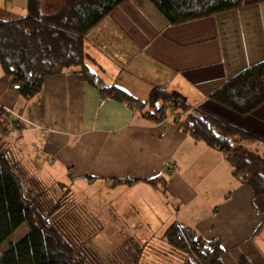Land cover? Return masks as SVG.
Segmentation results:
<instances>
[{
    "label": "crops",
    "instance_id": "0c3cea01",
    "mask_svg": "<svg viewBox=\"0 0 264 264\" xmlns=\"http://www.w3.org/2000/svg\"><path fill=\"white\" fill-rule=\"evenodd\" d=\"M24 15L1 10L0 20ZM84 42L95 86L67 71L45 78L40 93L24 100L0 67V111L16 122L2 141L10 154L46 186L84 184L91 197L103 188L107 205L124 208L122 218L137 206L143 217L153 212L162 234L172 224L187 226L206 241L219 240L235 262L244 256L264 264L255 242L264 218L223 155L195 142L170 109L143 117L133 104L100 95V88L115 87L147 103L159 88L248 135L241 145L263 157L264 104L240 116L212 95L264 62V3L172 25L148 0H125ZM18 134L22 147L10 139ZM123 193L134 199L117 202Z\"/></svg>",
    "mask_w": 264,
    "mask_h": 264
},
{
    "label": "trees",
    "instance_id": "16d2710c",
    "mask_svg": "<svg viewBox=\"0 0 264 264\" xmlns=\"http://www.w3.org/2000/svg\"><path fill=\"white\" fill-rule=\"evenodd\" d=\"M125 0H28L25 17L0 20V67L9 78L11 88L29 100L38 95L45 78L71 71L87 83L96 84L94 75L84 63V41L93 27L103 21ZM172 25L192 22L225 12L255 7L264 0H148ZM264 62L230 80L212 95L216 104L237 113L249 115L264 104ZM103 98L133 104L143 117L153 111L162 115L170 109L182 130L207 147L223 155L232 168V176L247 185L254 194L255 210L264 218V156L251 155L241 145L250 137L232 125L211 115L190 109L182 100L154 88L147 103L134 101L115 87L100 88ZM157 100H160V105ZM0 245L23 223L29 232L20 241L0 253V264H101L88 244L71 242L81 233L68 222V213L77 206L69 197L70 187L43 184L12 156L2 143L15 129L8 112L0 111ZM159 120H161L159 118ZM10 128L6 129V126ZM254 160L257 171L246 174ZM253 162V161H252ZM259 170V171H258ZM63 193V194H62ZM60 194V195H59ZM68 217V218H67ZM67 218V220H66ZM160 249L168 253L162 264H224L226 250L217 239L205 241L194 229L172 224L159 237ZM136 248L139 264L147 250ZM165 246V247H164ZM167 262V263H165ZM178 264V263H177ZM193 264V263H192ZM238 264H250L239 256Z\"/></svg>",
    "mask_w": 264,
    "mask_h": 264
},
{
    "label": "rangeland",
    "instance_id": "374dc122",
    "mask_svg": "<svg viewBox=\"0 0 264 264\" xmlns=\"http://www.w3.org/2000/svg\"><path fill=\"white\" fill-rule=\"evenodd\" d=\"M27 2L28 0H0V12L1 10H7L20 15H26L27 12H25V9L27 7ZM25 15L23 17H25ZM8 128H10L9 125L6 126V129ZM10 129L14 130V128ZM18 136L19 134L16 136L13 135L10 139L14 144L20 140L18 145L22 147L23 144L21 143L24 139ZM16 138L18 140H16ZM15 147L17 148V146ZM249 154L253 155L251 152H249ZM255 171H257V167H254V160L251 159V166L249 171H246V174L249 176ZM90 190V187L84 184L70 187V193L68 195L73 198L78 205L72 208L68 213V217L70 216L68 222H71L73 227H76L75 230L79 231L80 229L81 231V233L77 234L74 238L69 237L70 241L87 243L88 248L96 254V258L101 264H134L137 259V253L140 254V252L136 250V248H139L140 243L142 249L146 246L145 250H147V252L143 259L139 261V264H162L159 260L164 261L165 255H163V253L165 254L168 252L160 249L162 242L159 236L165 228L161 229V224L151 222L152 220H157L156 217L153 216V212L145 211L151 218L143 217L137 206L134 205L135 208L122 218L121 213L124 208L116 210L114 207L107 205L110 203L109 201L105 202L103 200V188L97 190L96 194L95 191H93L95 194H93V197L88 196ZM92 190H94V188H92ZM133 199L132 195L123 193L116 201L123 204L129 203L128 201ZM119 206L120 204L117 205V207ZM28 232L29 226L28 223L25 222L17 228L8 239L2 242L0 245V253L10 248L13 243L23 239ZM262 240H264V231L260 239L258 238V240L255 241L258 245V250L262 249L264 253V249L261 245L263 244V242H261ZM232 256H236V253L230 254L229 256L225 253V256L222 257L224 258V264H238L239 256H237L236 262V257ZM188 259L191 264H194V259L191 257ZM249 259L253 260L250 256ZM165 261H168V263L165 262L167 264H173L172 260L165 259ZM173 262H175L174 264H180L175 260H173Z\"/></svg>",
    "mask_w": 264,
    "mask_h": 264
}]
</instances>
